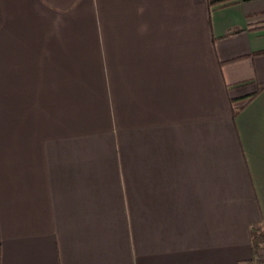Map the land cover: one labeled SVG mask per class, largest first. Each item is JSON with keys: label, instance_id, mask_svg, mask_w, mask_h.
<instances>
[{"label": "crops", "instance_id": "0c3cea01", "mask_svg": "<svg viewBox=\"0 0 264 264\" xmlns=\"http://www.w3.org/2000/svg\"><path fill=\"white\" fill-rule=\"evenodd\" d=\"M261 52L264 0H0V264H250Z\"/></svg>", "mask_w": 264, "mask_h": 264}, {"label": "trees", "instance_id": "16d2710c", "mask_svg": "<svg viewBox=\"0 0 264 264\" xmlns=\"http://www.w3.org/2000/svg\"><path fill=\"white\" fill-rule=\"evenodd\" d=\"M230 1L232 0H209V5L210 6L223 5L229 3ZM259 54H264V52H261ZM255 97L256 95L250 97L248 103L251 102ZM252 244H253V249H252L253 259L251 260L250 264H256L258 262L257 259L259 258V252L264 250V229H254L252 231Z\"/></svg>", "mask_w": 264, "mask_h": 264}, {"label": "rangeland", "instance_id": "374dc122", "mask_svg": "<svg viewBox=\"0 0 264 264\" xmlns=\"http://www.w3.org/2000/svg\"><path fill=\"white\" fill-rule=\"evenodd\" d=\"M257 260H258V262L256 264H264L263 263L264 262V250H262L261 252H259V258Z\"/></svg>", "mask_w": 264, "mask_h": 264}]
</instances>
